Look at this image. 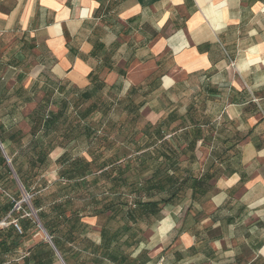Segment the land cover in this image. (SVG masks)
Instances as JSON below:
<instances>
[{
    "label": "crops",
    "instance_id": "1",
    "mask_svg": "<svg viewBox=\"0 0 264 264\" xmlns=\"http://www.w3.org/2000/svg\"><path fill=\"white\" fill-rule=\"evenodd\" d=\"M10 73L31 76V89L85 91L102 81L118 98L135 91L145 106L154 91L174 103L170 93L199 83L204 112L192 105L176 119L207 136L196 146L209 149L196 175L212 177L210 190L194 199L188 191L194 212L180 224L163 217L173 225L155 241L179 248L159 261L264 264V0H0L1 89ZM196 164L180 166L191 173ZM204 199L209 212L194 203ZM139 246L131 257L154 264L143 250L135 256Z\"/></svg>",
    "mask_w": 264,
    "mask_h": 264
},
{
    "label": "trees",
    "instance_id": "2",
    "mask_svg": "<svg viewBox=\"0 0 264 264\" xmlns=\"http://www.w3.org/2000/svg\"><path fill=\"white\" fill-rule=\"evenodd\" d=\"M106 89L104 82L96 80L85 91L41 88L43 100L26 117L31 127L28 149L13 158L11 147H4L24 190L29 194L34 191L32 207L66 264H101L105 260L110 264H143L140 261L143 253L136 259L131 257L133 249L141 243L137 239L143 231L137 228L139 224L159 218L166 206L180 204L188 191H192L194 199L206 196L210 190V175L204 171L199 177L182 169L179 162L181 153L194 160L198 142H207V136L194 120H190L191 126H185L182 121L171 129L177 133L182 124V129L188 128L186 133L173 136L176 140L172 142H177L173 146L165 130H169L168 124L178 121L175 116L157 126L146 123L140 129L138 124L145 101H138L135 91L123 99L107 100ZM26 91L21 87L15 93L22 95ZM2 92L0 88V96ZM5 96H10L9 92ZM22 100V104H28L34 98ZM11 109V112L18 110L19 104H13ZM116 110L127 115L126 118L111 119ZM189 112L192 114L194 110ZM97 114L101 117L95 120ZM2 127L0 143L3 146L8 140L10 144H19L24 138L18 130L7 140ZM78 142L86 146L90 160L74 159L65 152L55 162L61 166L59 178L48 186L44 174L52 162L51 154L57 148L67 150ZM181 143L187 144L183 150ZM148 171L151 174L144 176ZM11 175L12 170L0 149V187L5 191L16 186L13 180H8ZM101 183L107 191L100 197L92 189ZM16 193L14 199L0 193V223H8L0 227V264H20L11 256L21 248L30 229L37 228L32 219H21L23 212H30L29 206L22 204V212L17 213L19 190ZM157 196L161 197L156 199ZM88 217L106 218L99 232V245L86 235L91 229L84 222ZM11 219L17 220L18 228ZM57 258L52 246L42 240L22 259V264H54Z\"/></svg>",
    "mask_w": 264,
    "mask_h": 264
},
{
    "label": "rangeland",
    "instance_id": "3",
    "mask_svg": "<svg viewBox=\"0 0 264 264\" xmlns=\"http://www.w3.org/2000/svg\"><path fill=\"white\" fill-rule=\"evenodd\" d=\"M149 73L150 70H143L142 72H137L133 77L136 78V80H140L142 76L145 75V73ZM146 73V74H147ZM22 74L21 76H23ZM25 78L22 82H18V75L17 74H7L4 76L3 81V87H2V93L0 96V125L3 126L2 133H4L5 139H9L10 136L14 133H16L18 130H20L24 138L19 144H10V141L8 140L3 147L10 148V151L13 153V158L17 154H21L24 151H26L29 147L30 141H31V134H30V123L28 120H26V117L32 113L36 109V107L39 105V103L44 98V92L41 89H36L35 92L31 93L32 91V84H33V78L29 75H24ZM48 79V75H45L43 80ZM24 88L26 89V93H22V95H18V93H15L16 89L18 88ZM113 91V90H112ZM109 92V89L105 90V98L107 100L115 99L119 97V93L117 91ZM10 94V96H5L6 94ZM154 94H150L149 96V103L147 106H145L142 110V120L138 124V127L141 129L146 123H149V121H153L157 125L159 124L160 118L164 117L170 110H174V112L171 114L173 115L175 113L176 118H178V114H184L185 110L189 108V106L196 105V110L194 113H196L197 116L201 115V112H204L202 110V105H200V102L202 101H208L207 96L205 92L200 87L199 83H197L196 86L194 84H189V88H187L186 91H175L174 93H170L169 98L172 97L174 100V103L168 101L167 97L161 92V91H154ZM34 98L33 102L28 104H22V99H27L29 97ZM22 98V99H21ZM137 100L140 101L142 98L141 96L137 95ZM123 99V98H121ZM19 104V109L16 111L11 112V108L13 104ZM22 105H21V104ZM168 104V105H167ZM51 110L56 109L54 107H50ZM127 115L123 114L120 110H116L114 113L111 114V119L113 120H119V119H125ZM101 117L100 114H97L95 117V120H98ZM149 121H148V120ZM177 120V119H176ZM182 123L181 119L178 120L174 124H168L169 130H165L166 138L171 141L173 146H177V142H172V140H176L173 138V134L175 135V132H173L171 129L175 128L178 124ZM185 126H191V121L188 119L185 121ZM156 126V125H154ZM184 127V124L180 126V130ZM186 129V128H183ZM178 132V131H177ZM177 134V133H176ZM141 136H139L140 138ZM138 138V139H139ZM186 142V141H185ZM72 143L67 150L62 148H57L52 154H51V164L48 169V171L44 174V179L47 181L48 186H50L52 183L58 180L59 178V172L61 166L56 165V161L65 153L72 157V158H79V157H85L90 160V157L86 153V146L82 143ZM3 145V144H2ZM186 143H181V149H185ZM152 150V148L150 149ZM5 151V148H4ZM7 155V154H6ZM209 156V149L208 147L200 146L198 145V148L196 149V155L193 159H189L188 154H180V165L186 167L190 162L193 163V161H196L197 164L194 166L195 171H193L195 174L199 173L202 168L201 166L204 164V162L207 160ZM5 157V156H4ZM8 161L11 163V159L7 157ZM6 159V160H7ZM7 161V163H8ZM8 166L12 170V175L10 179L8 178L9 182L10 180H13L15 182L16 186H11L10 189L5 191L3 188L0 187V193L5 194L7 197L14 199L17 196L16 191L19 190L20 192V201L16 204V211L17 213L22 212L21 205L26 204L29 206L30 212L26 213L23 212L21 214V219L29 218L32 219L35 223H37V228H32L28 232L25 239L22 241V246L18 250L15 255H12L11 258H14L18 263L22 264V259L24 257H27L29 255V252L35 248L36 245H38L42 240L47 242V238L45 237L44 233L42 232L41 228L39 227V222L36 219L37 212L33 209L31 204L32 194L34 191H32V194L27 193L24 188L22 187L21 182L19 181L12 164ZM151 174L150 171H148L144 176H149ZM4 187V186H3ZM47 190V189H45ZM103 185L101 183L100 187H96L92 189L93 194L98 195L101 197V195L104 192ZM107 191V190H105ZM187 194V195H186ZM185 194V200L181 202L180 204H177L176 206H166L163 208L162 214L157 219H151L145 223H140L139 227L141 228V234L138 235L137 239L141 241V245L139 246V249L135 252V256L143 250L146 256L153 257L156 262L154 264H163L160 262V258L163 256L165 259H169L173 255V251L179 248V244L174 239V241L171 243L170 246L164 244V245H158L155 238H158L159 231L163 235L164 231L163 228H166L168 231L172 227V221L170 219H166L162 222V219L165 218H172L176 225L180 224L185 216V214L188 211L194 212L192 209L189 210V206L192 204V200L190 198L189 192ZM29 197L28 200L25 201V198ZM161 196H157V198H160ZM187 198V199H186ZM196 205L202 209H206L208 212L210 210V199H204L200 204H198V201H195ZM12 220V219H11ZM17 220H12V224L15 225ZM84 222L89 224L91 226V229L86 233V235L90 238V240L94 242H100V229L105 225L106 218L105 217H88L84 219ZM8 223L1 222L0 227H6ZM112 226L117 227L116 223H113ZM175 236V235H174ZM173 236V237H174ZM181 254L183 256H187L186 251H181ZM189 257V256H188ZM186 257V258H188ZM7 257L6 259H8ZM158 259V260H157ZM54 264H63L59 258L55 261Z\"/></svg>",
    "mask_w": 264,
    "mask_h": 264
},
{
    "label": "water",
    "instance_id": "4",
    "mask_svg": "<svg viewBox=\"0 0 264 264\" xmlns=\"http://www.w3.org/2000/svg\"><path fill=\"white\" fill-rule=\"evenodd\" d=\"M0 149L3 153V155L5 156V158L7 159V155H6V152L4 151V147L3 145L0 143ZM8 161V159H7ZM8 164L11 165V163L8 161ZM29 197L25 198V201L28 200ZM36 219L38 220V224H39V227L41 228L42 232L44 233L45 237L47 238V242L52 246V248L54 249V251L56 252L59 260L63 263V264H66L64 259L62 258V256L60 255V253L58 252V250L56 249L55 245L53 244L50 236L48 235V233L46 232V230L44 229V227L42 226V224L40 223L39 219H38V216L36 214Z\"/></svg>",
    "mask_w": 264,
    "mask_h": 264
},
{
    "label": "built area",
    "instance_id": "5",
    "mask_svg": "<svg viewBox=\"0 0 264 264\" xmlns=\"http://www.w3.org/2000/svg\"><path fill=\"white\" fill-rule=\"evenodd\" d=\"M15 226L17 227V225L15 224ZM18 228V227H17Z\"/></svg>",
    "mask_w": 264,
    "mask_h": 264
}]
</instances>
